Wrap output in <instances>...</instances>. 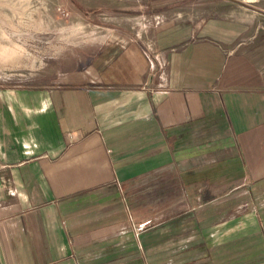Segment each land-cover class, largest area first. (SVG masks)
I'll use <instances>...</instances> for the list:
<instances>
[{
  "label": "crops",
  "instance_id": "obj_1",
  "mask_svg": "<svg viewBox=\"0 0 264 264\" xmlns=\"http://www.w3.org/2000/svg\"><path fill=\"white\" fill-rule=\"evenodd\" d=\"M158 4L61 0L108 41L0 84V264H264V27Z\"/></svg>",
  "mask_w": 264,
  "mask_h": 264
},
{
  "label": "rangeland",
  "instance_id": "obj_2",
  "mask_svg": "<svg viewBox=\"0 0 264 264\" xmlns=\"http://www.w3.org/2000/svg\"><path fill=\"white\" fill-rule=\"evenodd\" d=\"M60 3L0 0V84L45 83L55 78L56 71L85 65L93 50L108 41L104 32L60 10ZM152 13L160 14L157 23L146 14L136 19L144 31L171 20L182 25L190 22L181 20L206 18L239 19L246 26L243 37L250 36L257 25L264 27V0H159Z\"/></svg>",
  "mask_w": 264,
  "mask_h": 264
},
{
  "label": "built area",
  "instance_id": "obj_3",
  "mask_svg": "<svg viewBox=\"0 0 264 264\" xmlns=\"http://www.w3.org/2000/svg\"><path fill=\"white\" fill-rule=\"evenodd\" d=\"M143 228H144L143 224H142V225H137V226H136V230H137V231H140V230H142Z\"/></svg>",
  "mask_w": 264,
  "mask_h": 264
}]
</instances>
